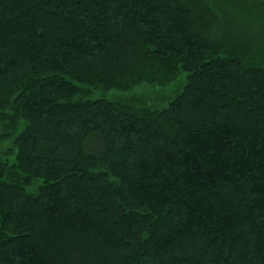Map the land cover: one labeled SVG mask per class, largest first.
<instances>
[{"label": "trees", "instance_id": "obj_1", "mask_svg": "<svg viewBox=\"0 0 264 264\" xmlns=\"http://www.w3.org/2000/svg\"><path fill=\"white\" fill-rule=\"evenodd\" d=\"M0 264H264V0H0Z\"/></svg>", "mask_w": 264, "mask_h": 264}, {"label": "rangeland", "instance_id": "obj_2", "mask_svg": "<svg viewBox=\"0 0 264 264\" xmlns=\"http://www.w3.org/2000/svg\"><path fill=\"white\" fill-rule=\"evenodd\" d=\"M184 75L177 77L172 82L160 86L151 83H142L128 91L94 89L92 97H105L111 100H123L138 106L160 108L182 88Z\"/></svg>", "mask_w": 264, "mask_h": 264}]
</instances>
